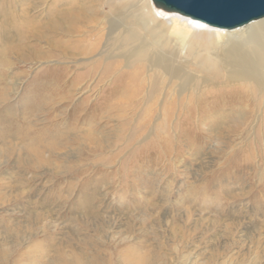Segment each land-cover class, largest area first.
Listing matches in <instances>:
<instances>
[{"label":"rangeland","instance_id":"obj_1","mask_svg":"<svg viewBox=\"0 0 264 264\" xmlns=\"http://www.w3.org/2000/svg\"><path fill=\"white\" fill-rule=\"evenodd\" d=\"M54 1L0 0V43L12 31L2 25L4 10L34 15ZM7 62L0 68V90L8 92L0 97V264H264L262 126L217 136L218 128L182 125L190 134L170 130L163 142L153 130L138 135L136 111L102 118L94 133L84 125L77 141L38 159L34 140L67 125L71 106L36 116L25 110L36 100L33 80L61 65L16 55ZM100 95L73 103L92 107Z\"/></svg>","mask_w":264,"mask_h":264},{"label":"bare ground","instance_id":"obj_2","mask_svg":"<svg viewBox=\"0 0 264 264\" xmlns=\"http://www.w3.org/2000/svg\"><path fill=\"white\" fill-rule=\"evenodd\" d=\"M53 4L34 15L32 10H21L18 17L2 12V25L12 31L0 43L5 46L0 68L11 55L61 65L46 67L33 80L36 100L25 110L36 116L55 104L71 106L65 111L67 125L34 140L38 159L47 150L77 141L84 125L94 133L102 118L124 119L136 111L142 128L138 135L153 130L156 141L164 142L170 130L190 134L181 126L195 123L208 131L218 128L217 136L258 125L264 131V18L223 30L157 12L151 0ZM12 37L15 44L10 46ZM18 85L12 84V90ZM90 91L101 92L92 107L87 100L73 103ZM7 93L1 89L0 97Z\"/></svg>","mask_w":264,"mask_h":264},{"label":"water","instance_id":"obj_3","mask_svg":"<svg viewBox=\"0 0 264 264\" xmlns=\"http://www.w3.org/2000/svg\"><path fill=\"white\" fill-rule=\"evenodd\" d=\"M162 14H177L223 30L264 18V0H151Z\"/></svg>","mask_w":264,"mask_h":264}]
</instances>
